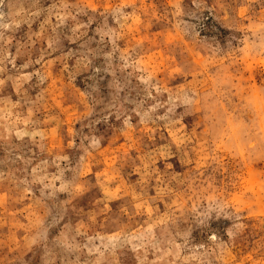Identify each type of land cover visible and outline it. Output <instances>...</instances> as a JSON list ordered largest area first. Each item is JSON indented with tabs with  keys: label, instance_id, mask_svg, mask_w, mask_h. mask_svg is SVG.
Masks as SVG:
<instances>
[{
	"label": "rangeland",
	"instance_id": "374dc122",
	"mask_svg": "<svg viewBox=\"0 0 264 264\" xmlns=\"http://www.w3.org/2000/svg\"><path fill=\"white\" fill-rule=\"evenodd\" d=\"M0 264H264V0H0Z\"/></svg>",
	"mask_w": 264,
	"mask_h": 264
}]
</instances>
